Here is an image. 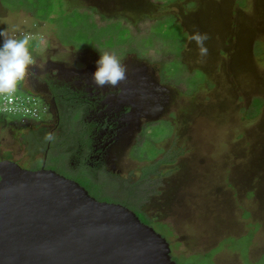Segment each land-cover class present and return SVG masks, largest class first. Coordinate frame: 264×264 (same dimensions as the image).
Wrapping results in <instances>:
<instances>
[{"label":"rangeland","instance_id":"374dc122","mask_svg":"<svg viewBox=\"0 0 264 264\" xmlns=\"http://www.w3.org/2000/svg\"><path fill=\"white\" fill-rule=\"evenodd\" d=\"M120 1L0 0V30L29 34L31 65L41 69L53 49L87 57L122 49L159 63L164 77L174 78L169 85L178 95L176 109L193 111L191 131L178 128L189 138L180 140L187 147L175 157L174 138L162 142L160 177L144 171L151 161L125 154L123 165L134 173L113 179L123 190L104 178L100 189L88 183L92 194L118 189L110 195L125 198L129 190H138L154 217L172 227L167 232L152 223L171 244L176 264H264V0H147L155 8L141 0ZM193 33L208 36L206 56L190 39ZM199 65L208 77L195 70ZM0 114L8 121H32L18 112ZM170 125L162 120L154 134L171 132ZM19 131L13 141L0 123V147L11 148L12 142L14 161L23 168L40 167L45 145L37 143L38 133ZM67 147L50 150L46 167L75 176L79 170ZM135 150L141 157L158 154L150 142ZM172 157L173 164H166Z\"/></svg>","mask_w":264,"mask_h":264},{"label":"flooded vegetation","instance_id":"af4514ba","mask_svg":"<svg viewBox=\"0 0 264 264\" xmlns=\"http://www.w3.org/2000/svg\"><path fill=\"white\" fill-rule=\"evenodd\" d=\"M117 1L120 0H100L102 5L113 3L121 5L122 1ZM138 1L142 4L140 0ZM141 1L144 2L145 7L155 8V5L147 0ZM170 16L174 22L177 21L176 25L181 24L178 15H168V17ZM53 50L52 53L44 57L45 62L42 69L36 65H29L22 84L44 106L43 118L37 122L32 120L22 123L20 119L8 121L0 114V123L8 127L13 141L19 138V130L23 132L27 129L32 134L38 133L37 143L45 145L41 166L28 167V169L45 167L56 170L53 167H46L50 150L53 148L58 150L69 145L66 149L72 152V159H74L79 173L75 176L60 171L59 173L78 181L81 185L83 184L81 181L87 182L83 186L92 196L94 195L88 183L96 185L100 189L104 184V178L117 180L116 178L123 174L131 176L134 173L130 171V167L123 165L125 154L130 157L142 158L144 161H151V165L143 166L144 171L150 170L153 177L155 174L158 177L162 176L163 171L160 168L163 164H161V158H158L165 149V146L162 145L163 149L159 151L162 142H168L170 137L174 138L173 142L177 143L176 150H178L175 157H179L182 150L187 147L184 145V141L180 142L181 138L188 141L189 138L183 132H178V128L181 126L187 132L191 131L188 120L191 118V114L193 115V111L176 109L178 95L169 85V80L174 78L164 77L162 66L159 63L142 60L121 49L113 53L121 57L127 65V80L121 82L118 89H111L107 86L101 89L97 88L92 81V74L96 70V61L100 55L99 51H95L92 54L93 57L92 55L87 57L79 52L64 56L62 53L58 54L59 50ZM181 54L178 52L176 57L182 58ZM128 55H130L128 58L125 57ZM240 67L237 65L236 72ZM195 70H200L208 77L207 71L200 65L195 67ZM48 114L50 117H46ZM162 120L171 124L172 130L162 136H156L154 132H157L155 130ZM48 133L54 135L53 140L45 139V135ZM144 142H150L154 149H158V154L151 158L149 156L141 157L137 150L133 152ZM11 145L12 147L8 149L0 147V162L14 161V143L11 142ZM54 157H58V155ZM173 157L166 164L172 165ZM182 165L188 166L184 162ZM85 166L92 167V172ZM145 179L141 176V181ZM114 184L116 188L119 186L121 188V183L119 185L114 181ZM121 189L123 190V188ZM118 191V189H114V192L107 191L106 194L94 197L101 201L123 204L133 210L142 222L152 227L154 225L152 223L158 222L163 227H167L165 229L167 232H172V227L168 223L154 217L150 207L145 205L146 200L142 199L138 190L135 192L129 190V194L125 195L126 199L121 198V195H110L111 193L116 194ZM253 194L260 195L259 192ZM262 195L264 197V191H262ZM172 251L171 247V254Z\"/></svg>","mask_w":264,"mask_h":264},{"label":"water","instance_id":"95a60500","mask_svg":"<svg viewBox=\"0 0 264 264\" xmlns=\"http://www.w3.org/2000/svg\"><path fill=\"white\" fill-rule=\"evenodd\" d=\"M0 264H176L169 241L54 169L0 162Z\"/></svg>","mask_w":264,"mask_h":264},{"label":"clouds","instance_id":"9594fccd","mask_svg":"<svg viewBox=\"0 0 264 264\" xmlns=\"http://www.w3.org/2000/svg\"><path fill=\"white\" fill-rule=\"evenodd\" d=\"M30 39L31 37L27 33L16 36L5 30H0V95L11 97L17 89L20 93H31L22 85L26 70L33 63V57L29 49ZM190 39L196 42L200 56H206L208 49L205 41L208 36L193 33ZM98 51L100 55L96 61V70L92 74L94 85L101 89L106 86L111 89H118L121 82L127 80V65L121 57L113 52ZM39 104L44 107L40 102ZM45 139L51 141L54 139V135L48 133L45 135Z\"/></svg>","mask_w":264,"mask_h":264},{"label":"built area","instance_id":"2783aa9c","mask_svg":"<svg viewBox=\"0 0 264 264\" xmlns=\"http://www.w3.org/2000/svg\"><path fill=\"white\" fill-rule=\"evenodd\" d=\"M2 105L0 111H8L13 113H20L21 118L39 120L43 116L44 107H42L35 95L31 93L21 94L18 89L11 97L0 95Z\"/></svg>","mask_w":264,"mask_h":264},{"label":"trees","instance_id":"16d2710c","mask_svg":"<svg viewBox=\"0 0 264 264\" xmlns=\"http://www.w3.org/2000/svg\"><path fill=\"white\" fill-rule=\"evenodd\" d=\"M259 100H256V103L258 102Z\"/></svg>","mask_w":264,"mask_h":264}]
</instances>
